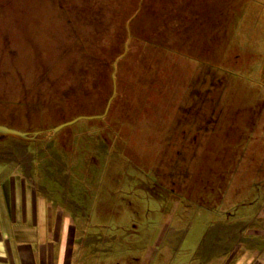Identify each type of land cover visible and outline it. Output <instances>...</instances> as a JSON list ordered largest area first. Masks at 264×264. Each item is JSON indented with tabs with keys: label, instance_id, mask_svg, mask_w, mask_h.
<instances>
[{
	"label": "rangeland",
	"instance_id": "1",
	"mask_svg": "<svg viewBox=\"0 0 264 264\" xmlns=\"http://www.w3.org/2000/svg\"><path fill=\"white\" fill-rule=\"evenodd\" d=\"M263 5L0 0V124L38 136L0 182L66 210L74 264H264Z\"/></svg>",
	"mask_w": 264,
	"mask_h": 264
},
{
	"label": "crops",
	"instance_id": "2",
	"mask_svg": "<svg viewBox=\"0 0 264 264\" xmlns=\"http://www.w3.org/2000/svg\"><path fill=\"white\" fill-rule=\"evenodd\" d=\"M259 8L264 13V5ZM251 15L247 8L237 18L229 43ZM10 175L0 182V264L76 263L77 245L66 210L48 200L34 182Z\"/></svg>",
	"mask_w": 264,
	"mask_h": 264
},
{
	"label": "water",
	"instance_id": "3",
	"mask_svg": "<svg viewBox=\"0 0 264 264\" xmlns=\"http://www.w3.org/2000/svg\"><path fill=\"white\" fill-rule=\"evenodd\" d=\"M96 116H101V115H96ZM90 117H92V116H77L71 120L64 121V122L54 126L52 128V130L53 131L59 130L60 128H62L64 126H67L69 124L74 123L75 121H77L80 118H90ZM6 136L17 138L20 140H25V141L38 140L37 132L29 133L27 131H21L19 129L10 127L6 124H0V138L6 137Z\"/></svg>",
	"mask_w": 264,
	"mask_h": 264
},
{
	"label": "trees",
	"instance_id": "4",
	"mask_svg": "<svg viewBox=\"0 0 264 264\" xmlns=\"http://www.w3.org/2000/svg\"><path fill=\"white\" fill-rule=\"evenodd\" d=\"M218 14V13H217ZM217 14H216V16H217ZM213 17H214V15H213ZM212 23V22H211Z\"/></svg>",
	"mask_w": 264,
	"mask_h": 264
}]
</instances>
